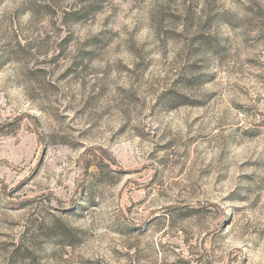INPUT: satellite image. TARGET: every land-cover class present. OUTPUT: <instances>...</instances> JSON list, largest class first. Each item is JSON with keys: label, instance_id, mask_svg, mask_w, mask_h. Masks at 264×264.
<instances>
[{"label": "rangeland", "instance_id": "1", "mask_svg": "<svg viewBox=\"0 0 264 264\" xmlns=\"http://www.w3.org/2000/svg\"><path fill=\"white\" fill-rule=\"evenodd\" d=\"M0 264H264V0H0Z\"/></svg>", "mask_w": 264, "mask_h": 264}]
</instances>
